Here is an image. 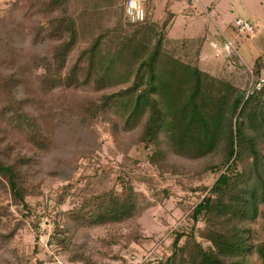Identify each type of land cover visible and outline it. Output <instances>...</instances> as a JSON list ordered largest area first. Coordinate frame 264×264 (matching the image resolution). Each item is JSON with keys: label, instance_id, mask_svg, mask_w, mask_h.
<instances>
[{"label": "trees", "instance_id": "obj_1", "mask_svg": "<svg viewBox=\"0 0 264 264\" xmlns=\"http://www.w3.org/2000/svg\"><path fill=\"white\" fill-rule=\"evenodd\" d=\"M116 2L123 9L124 0ZM168 8L160 23L146 7L143 21L125 27L112 0H15L0 15V190L30 215L26 197L40 193L34 181L39 156L56 147L59 129L88 128L117 102L127 110L125 133L135 132L146 116L143 128L125 140L143 150L144 160L159 175L181 174L183 167L171 160L177 157L205 161L192 170L197 179L216 175L211 185L190 186L201 198L186 216L188 226L171 230L167 257L144 264H248L252 253L264 261V240L254 242L251 227L264 204V88L246 95L248 85L238 87L165 50L172 15ZM113 18L114 27L106 25ZM112 44L122 53L120 65L128 64V86L101 98L65 103L67 91L80 84L96 91L109 87V66L101 51ZM3 68L10 71L3 73ZM263 72L264 54L254 59L251 73L257 79ZM32 84L42 94L32 98ZM56 92L63 108L48 100ZM216 154L217 160L210 161ZM126 159L111 186L88 181L75 192L76 202L58 211L52 238L71 261L102 264L85 251L86 241H72L74 230L122 223L140 214L142 195L127 168L137 161ZM82 176L80 180L92 175ZM8 212L0 205V222L8 220ZM14 232L1 237L7 240ZM120 264L129 263L122 258Z\"/></svg>", "mask_w": 264, "mask_h": 264}, {"label": "rangeland", "instance_id": "obj_2", "mask_svg": "<svg viewBox=\"0 0 264 264\" xmlns=\"http://www.w3.org/2000/svg\"><path fill=\"white\" fill-rule=\"evenodd\" d=\"M14 1L0 0V15H4ZM109 1L111 0H107ZM165 1L167 2H143L145 8H152L151 18L156 23H160L167 15ZM189 1L170 0V5L168 4L172 15L165 28V50L210 75L228 80L238 87H246L251 79L254 59L264 54V0H199L203 5L209 4L208 13L202 12L197 4H189ZM112 7L117 11L119 6L116 0H112ZM123 9H118V12L125 27L128 22L123 16ZM237 17L250 21L255 34L237 35L233 27ZM115 22L116 19L113 18L106 21V25L114 27ZM223 34L234 40L236 56L227 57L220 45L218 48L211 46L213 41L220 44ZM24 50L27 52L26 47ZM45 52L46 49H40L41 54ZM101 54L109 66V87L96 91L87 88L86 84H80L67 91L65 103L72 99L101 98L106 93L128 86L131 80L129 68L128 64L120 65L118 57L122 53L119 49L113 44L104 46ZM8 70L10 68H3L2 71L8 73ZM30 88L32 98L42 94L35 84ZM21 94L24 95V92ZM57 94L58 92L53 97L48 95V100H57L55 106L63 108L64 101ZM29 110L36 114L32 107ZM126 113L127 110L122 105L113 102L106 108L104 116L97 117L89 125L91 129L78 124L68 127V131L64 126L59 129L56 147L39 156L34 181L39 182L40 193L26 197L32 207L30 215L21 211V206L11 203L4 189L0 190V205L7 206L9 211L8 220L3 217V222H0V264H34L37 260L41 264H82L71 261L69 253L55 247L52 235L57 214L66 211L76 202L75 192L88 181L102 188L111 186L118 165L126 157L137 161L131 165L128 162L127 168L135 190L142 195L138 204L140 214L135 219L122 223L74 230L72 241L78 244L86 241L85 251H89L93 259L102 264H120L122 258L129 264H144L147 261L155 263L159 257L161 260L167 257L170 252L171 230L188 226L186 216L201 198L199 190L191 191L190 186L211 185L216 175L210 174L197 179V176L192 175V170L199 168L205 161H191L180 157L171 160L183 167L181 174L167 172L159 175L156 168L144 160L143 150L126 141L143 128L146 116L134 129L135 132L125 133L123 120ZM123 147L124 150L128 149L126 157ZM218 156L216 154L209 160L215 161ZM83 174L92 176L80 180ZM69 182L74 185L71 190L64 188ZM259 210L261 213L251 224L254 242L264 240V204H260ZM59 220L62 222L63 216ZM14 230L12 237L2 239V235ZM248 264H264V261L256 253H252Z\"/></svg>", "mask_w": 264, "mask_h": 264}, {"label": "built area", "instance_id": "obj_3", "mask_svg": "<svg viewBox=\"0 0 264 264\" xmlns=\"http://www.w3.org/2000/svg\"><path fill=\"white\" fill-rule=\"evenodd\" d=\"M148 0H126L123 9V16L128 23H138L145 19L146 17V8L143 2ZM197 0H190L189 4L195 5ZM233 27L237 35L241 33H247L248 35H254L255 29L252 23L243 17H237L233 23ZM219 45L224 50L226 56H229L233 53H237V47L233 39H230L226 36H223L220 44L218 41L211 42L213 48H218ZM264 88V76L261 75L259 78L254 79L251 74V79L248 83L246 90V95L252 93L254 90ZM161 259V257H159Z\"/></svg>", "mask_w": 264, "mask_h": 264}, {"label": "crops", "instance_id": "obj_4", "mask_svg": "<svg viewBox=\"0 0 264 264\" xmlns=\"http://www.w3.org/2000/svg\"><path fill=\"white\" fill-rule=\"evenodd\" d=\"M160 1V0H159ZM169 2H170V0H167V2L165 1V3H166V6H169L170 4H169ZM169 4V5H168ZM196 4L199 6V8L201 9V11L202 12H206V13H208L209 12V4H202L199 0H197V2H196ZM195 4V5H196ZM222 36H225L224 34L222 35ZM263 75V74H262ZM264 76V75H263Z\"/></svg>", "mask_w": 264, "mask_h": 264}]
</instances>
